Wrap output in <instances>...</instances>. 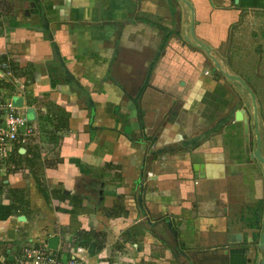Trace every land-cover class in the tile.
Returning a JSON list of instances; mask_svg holds the SVG:
<instances>
[{"label": "crops", "instance_id": "1", "mask_svg": "<svg viewBox=\"0 0 264 264\" xmlns=\"http://www.w3.org/2000/svg\"><path fill=\"white\" fill-rule=\"evenodd\" d=\"M258 19L240 78L264 158V0H0V57L30 72L0 92L38 131L0 169V264L50 237L93 243L83 264H261L253 102L223 75Z\"/></svg>", "mask_w": 264, "mask_h": 264}, {"label": "built area", "instance_id": "2", "mask_svg": "<svg viewBox=\"0 0 264 264\" xmlns=\"http://www.w3.org/2000/svg\"><path fill=\"white\" fill-rule=\"evenodd\" d=\"M6 75H10L9 72ZM3 77L0 71V78ZM13 94L0 92V169L13 151L18 152L38 134L36 127L22 113V108L14 106ZM54 251L46 244L31 239L12 264H83L88 254L86 247L76 246L71 249L69 258L62 259Z\"/></svg>", "mask_w": 264, "mask_h": 264}, {"label": "rangeland", "instance_id": "3", "mask_svg": "<svg viewBox=\"0 0 264 264\" xmlns=\"http://www.w3.org/2000/svg\"><path fill=\"white\" fill-rule=\"evenodd\" d=\"M261 24H262V19H258L256 21L246 20V22L245 21L242 22V24L240 25V28L238 29L239 36L236 39L232 40L231 46H230L231 54L223 62L228 65V68H229V66L232 68V72L236 73L234 76H239V77L242 76V77H244L243 79L247 78V72H246V64L248 62L247 58H248V55L252 52L254 45H256L255 43L261 39V38L259 39V37H258L259 35L257 34V32L260 31L259 28L261 27ZM254 38H256L257 40H255ZM256 60L258 61L259 59H257V57H256ZM210 63H212L211 59H209V64ZM252 75H253V73H252ZM254 75H255V73H254ZM255 77H257V76L255 75ZM256 81H258V80L256 79ZM259 81L262 82L261 80H259ZM242 82H243L242 86L246 90V88H245L246 84L243 80H242ZM246 87H248V86H246ZM248 89H250V88H248ZM262 92L263 91L261 90L260 95L262 94ZM248 94L250 95L249 92H248ZM241 99L243 101L245 100V98H242V97H241ZM250 104L248 103L247 106L249 108L248 111L251 113L252 108H251ZM27 117L30 118V114H27ZM62 241L63 242L60 244L58 251H56L57 253H60V255L63 254L64 252H67L69 250V248L71 247V245L73 246V243H70L68 241L67 237H64L62 239ZM79 257H80V255L77 258H79Z\"/></svg>", "mask_w": 264, "mask_h": 264}, {"label": "water", "instance_id": "4", "mask_svg": "<svg viewBox=\"0 0 264 264\" xmlns=\"http://www.w3.org/2000/svg\"><path fill=\"white\" fill-rule=\"evenodd\" d=\"M198 44V43H197ZM199 47L201 46L200 44H198ZM201 49L204 51V52H208L209 50L206 49V47L204 46H201ZM54 50H55V53L58 57V60L59 62L61 63L62 65V60L61 58L58 56V52L56 50V47H54ZM213 62H214V65L216 67V69L218 71H221L220 69V66L218 65V63L213 59V57L210 58ZM222 72V71H221ZM67 74V73H66ZM68 75V74H67ZM223 75L226 77V78H229L230 80H235V81H238L239 83H243L242 80L240 79V77L238 76H232V75H229L227 73H223ZM68 78L70 79H73V77L71 75H68ZM243 85V84H242ZM246 90L250 93L251 95V98H252V102H253V120H254V123H255V129H254V135H255V138H256V148L255 150H253L251 153H250V157L251 159H256L260 164H262L264 166V158L261 157L260 155V144H261V141H260V136H259V133H258V124H257V115H256V105H255V102H254V96L253 94L249 91V89L245 86ZM13 104L14 106L18 107V108H22V98L21 97H18V98H15L13 100ZM245 113V111L242 109V110H239L236 112V119L237 120H242V117H243V114ZM247 129V127H246ZM194 169L196 170L197 167L194 166ZM198 178H203V175L202 173H199L198 175ZM263 179H264V172H263ZM19 221H23L25 218L24 216H20L19 218ZM168 227H170L169 224H167ZM47 246L50 248V249H53V250H56L57 248V245H58V238L57 237H50L47 239ZM258 245L261 249V251L263 252V257H262V260H261V264H264V229H263V232L261 233L260 235V238H259V242H258ZM94 252V244L91 243L88 247V253L89 254H92ZM12 257H9V260H11Z\"/></svg>", "mask_w": 264, "mask_h": 264}, {"label": "trees", "instance_id": "5", "mask_svg": "<svg viewBox=\"0 0 264 264\" xmlns=\"http://www.w3.org/2000/svg\"><path fill=\"white\" fill-rule=\"evenodd\" d=\"M0 71H3V72H10V74L12 75V76H14L15 78H19V77H26V79H28L30 76V72H26V71H21L17 66H16V64H14V63H12V62H7L6 61V57H0ZM1 88H5V89H7V88H10V89H12L11 87H9V84L8 83H3L2 85H1ZM13 90V89H12ZM31 142H29L28 144H30ZM16 153H17V151H16ZM16 156H20L19 154H16ZM32 159H35V155H32ZM37 159V161H38V158H36ZM37 171V170H39V167H38V165L36 166V168L34 169V171ZM37 183H36V185L38 186V189H39V191H40V193L42 194V196L45 198L46 197V194H45V190H44V185L42 184V183H39L38 181H36ZM1 188L2 189H5V191L6 192H8L7 191V189H6V185H2L1 184ZM52 196H53V198L54 199H58V198H55V194H52ZM62 197V199H64V198H66L65 196H61ZM61 199V200H62ZM46 200H47V197H46ZM58 200H60V199H58ZM13 207V206H12ZM16 209V208H15ZM82 235H85L86 237L89 235V234H85V233H77V235H76V237H74V239H75V242L77 243V241L79 240V239H81V236ZM95 236H97V235H95ZM76 239H78V240H76ZM81 242L79 241L78 242V244H80ZM84 244V246H86V243H83ZM82 244V245H83ZM81 245V244H80ZM1 249V248H0ZM2 253H5V251H4V249L2 250ZM6 264L8 263V264H11L10 262H5Z\"/></svg>", "mask_w": 264, "mask_h": 264}, {"label": "flooded vegetation", "instance_id": "6", "mask_svg": "<svg viewBox=\"0 0 264 264\" xmlns=\"http://www.w3.org/2000/svg\"><path fill=\"white\" fill-rule=\"evenodd\" d=\"M252 93V92H251Z\"/></svg>", "mask_w": 264, "mask_h": 264}]
</instances>
